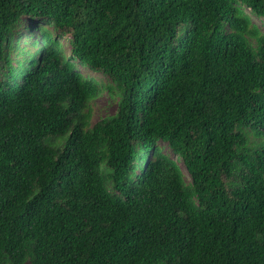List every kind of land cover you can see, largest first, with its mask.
<instances>
[{
  "label": "trees",
  "instance_id": "16d2710c",
  "mask_svg": "<svg viewBox=\"0 0 264 264\" xmlns=\"http://www.w3.org/2000/svg\"><path fill=\"white\" fill-rule=\"evenodd\" d=\"M251 16L264 0H0V264H264Z\"/></svg>",
  "mask_w": 264,
  "mask_h": 264
},
{
  "label": "rangeland",
  "instance_id": "374dc122",
  "mask_svg": "<svg viewBox=\"0 0 264 264\" xmlns=\"http://www.w3.org/2000/svg\"><path fill=\"white\" fill-rule=\"evenodd\" d=\"M251 19L261 28L262 31H264V19L256 18L255 16H251ZM63 48L66 52H68V45L65 41H63ZM81 69L85 70L84 67H81ZM89 75L95 77L97 81L103 80V78L100 75H94L91 72H89ZM92 83L96 84L95 81H93ZM91 110H92L91 119L92 121H96L105 115H109L113 113L115 110V103L108 98L107 93L104 91L91 103ZM161 147L165 152H168V149L165 145H161ZM183 173H184L185 181L189 182V177L184 169H183Z\"/></svg>",
  "mask_w": 264,
  "mask_h": 264
}]
</instances>
